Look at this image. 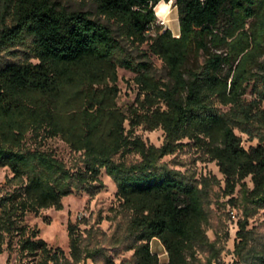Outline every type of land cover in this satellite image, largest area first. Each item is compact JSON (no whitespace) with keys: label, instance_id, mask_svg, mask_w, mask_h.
<instances>
[{"label":"trees","instance_id":"1","mask_svg":"<svg viewBox=\"0 0 264 264\" xmlns=\"http://www.w3.org/2000/svg\"><path fill=\"white\" fill-rule=\"evenodd\" d=\"M167 1L94 0L92 16L56 0H0V50L18 46L23 53L0 59V166L14 184L0 192V251L5 243L19 259L29 257L27 264H82L105 256L101 247L81 245L75 223L66 228L69 259L24 222L28 212L61 208L73 190H91L104 168L130 211L128 264H188L208 243L204 189L161 161L188 138L215 160L231 203L235 189L241 192L245 217L237 220L233 250L242 255L247 206H264V59L252 70L262 54L264 0H174L177 34L156 23L153 7L164 17ZM121 38L146 43L168 79H156L148 60L135 61ZM223 45L228 55L210 51ZM198 50L206 54L203 61L189 63ZM116 66L135 72L142 93L126 110L116 102ZM250 79L254 97L245 99ZM138 125L160 127L162 142L146 143L135 132ZM235 129L255 143L245 147ZM28 136L60 138L79 152L81 164L68 166L40 141L27 143ZM130 152L139 158L126 162ZM153 238L162 244L164 260L151 249ZM253 257L249 264H264V245Z\"/></svg>","mask_w":264,"mask_h":264},{"label":"rangeland","instance_id":"2","mask_svg":"<svg viewBox=\"0 0 264 264\" xmlns=\"http://www.w3.org/2000/svg\"><path fill=\"white\" fill-rule=\"evenodd\" d=\"M59 6L67 9H81L88 11L92 16H97L95 12L94 0H56ZM174 0L167 1V12L164 17L155 12L156 23L162 27L169 28L172 33L178 32V13ZM155 6V5H154ZM105 20L104 17L100 16ZM114 27V25L112 24ZM149 29L148 32H150ZM124 48L135 61L148 60L151 64L152 75L159 80L166 81L168 75L166 67L162 60L147 49L146 43H132L124 38L120 39ZM261 47V56L252 65V70L256 71L257 61L264 59V37ZM210 51L218 52L222 55L229 54L227 46L210 47ZM202 50L193 52L189 57V63H201L205 57ZM23 57V53L18 46L10 49L0 50V59L15 60ZM232 60V64L236 59ZM228 68L223 65V72ZM118 88L116 102L126 110L132 103H135L136 97H142L140 86L135 82V72L123 66H116ZM245 99L254 97L253 80L250 79L244 94ZM216 105L225 110L227 107L220 103ZM264 107V102H262ZM127 126V121H125ZM235 131L241 135L242 144L247 147L255 143L256 139L249 140L245 133L238 129ZM135 132L142 137L146 143L159 145L163 139V130L160 127L154 129H145L138 125ZM27 137V143L41 142L46 149L51 150L59 158L65 161L70 167L80 165L79 152L69 148V146L58 137H49L44 140ZM184 144L173 153L165 154L161 161L167 166L179 169L186 177H189L204 189V207L207 212V221L204 225L208 237V243L198 246L194 254L189 257L188 264H249L256 253L264 245V206L248 204L246 211H250L247 216L248 241L242 255L235 254L234 242L236 238L237 220L245 217V202L241 197V192L235 191L232 195L237 196V201L233 204L229 197L231 194H225L223 190L222 174L218 170L215 160L208 156L193 144L188 138L182 139ZM119 158V156H116ZM139 158L134 152L123 156L126 162H133ZM11 176V172L5 166H0V192L4 189L13 187L12 182H7L6 178ZM99 181L91 190L77 189L73 190L61 199L62 207L54 208L52 206L43 207L37 214L28 212L24 216V222L29 226L38 228L37 236L42 237L48 245L59 246L64 255L70 259L67 224L75 223L76 229L81 237V245L89 248L101 247L105 256H98L96 261L91 258L82 260V264H128L132 249L127 248L130 237L127 232V224L130 211L120 204V199L116 195V185L113 179L105 172L104 168L100 170ZM246 185L251 187L249 177L245 178ZM233 211L234 216L231 215ZM150 246L155 251L160 260L166 258V252L156 238L151 239ZM0 251V264H27L30 263L29 257L19 259L15 251L5 249V243L2 244ZM109 259V260H107Z\"/></svg>","mask_w":264,"mask_h":264},{"label":"built area","instance_id":"3","mask_svg":"<svg viewBox=\"0 0 264 264\" xmlns=\"http://www.w3.org/2000/svg\"><path fill=\"white\" fill-rule=\"evenodd\" d=\"M231 215H232V216H234V213H233V211H231Z\"/></svg>","mask_w":264,"mask_h":264}]
</instances>
